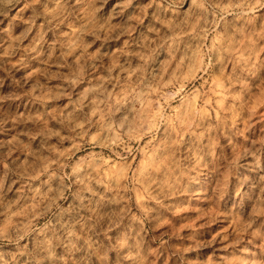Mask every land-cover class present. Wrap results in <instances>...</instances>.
<instances>
[{
  "label": "clouds",
  "instance_id": "clouds-1",
  "mask_svg": "<svg viewBox=\"0 0 264 264\" xmlns=\"http://www.w3.org/2000/svg\"><path fill=\"white\" fill-rule=\"evenodd\" d=\"M0 264H264V0H0Z\"/></svg>",
  "mask_w": 264,
  "mask_h": 264
}]
</instances>
